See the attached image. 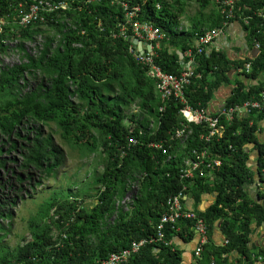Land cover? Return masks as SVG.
Returning a JSON list of instances; mask_svg holds the SVG:
<instances>
[{
	"label": "trees",
	"instance_id": "16d2710c",
	"mask_svg": "<svg viewBox=\"0 0 264 264\" xmlns=\"http://www.w3.org/2000/svg\"><path fill=\"white\" fill-rule=\"evenodd\" d=\"M32 1L0 0V17L8 22L0 52L10 48L6 41H14L23 57L20 63L0 64V264H94L134 240L157 237L169 198L184 187V212L193 211L208 228L200 257L195 254L196 219L180 217L174 225L166 224L164 240L145 243L127 264H183L184 251L174 241L181 237L189 243L196 235L193 264H255L257 259V264H264V246L255 251L248 244L252 223H264V205L246 191L256 175L246 151L251 144L261 153L256 171L264 182V140L258 137L264 113L236 112L232 120L221 115L222 132L209 140L203 136L208 133L207 122L187 123L183 115L188 104L207 108L219 77L227 76L229 59L218 54L212 63L207 60L213 54H202L196 67L201 77H194L186 87L185 101L174 96L163 99L157 81L128 50L133 27L117 3L65 0L67 8L47 19L54 34L45 28L46 39L34 55L25 44L36 40L41 25L21 27L14 22ZM130 1L141 7L140 21L170 33L186 8L183 0H175L170 6L176 8L175 14L168 16L158 11V6H169L167 0ZM199 1L203 6L213 0ZM260 14H264V0H241L235 11L236 18L248 19L244 25L248 38L261 43L257 56L238 63L251 62V73H244L253 78L264 72V16ZM182 33L186 38L178 44L194 34L192 30ZM166 36L170 45L178 39ZM170 45L157 50L155 60L164 70L179 73L180 59ZM209 67H217L211 81ZM256 88L247 92L235 88L226 107L258 98L264 87ZM61 143L82 155H95L93 166L82 181L53 190L52 197L39 204L27 221L29 237L11 249L1 241L13 222V208L34 198L44 179L64 164ZM194 149L206 152L204 161L191 177H182ZM207 194L215 199L201 209L199 203ZM189 196L194 208L186 207ZM7 219L8 227L4 226ZM218 222L222 241L213 237Z\"/></svg>",
	"mask_w": 264,
	"mask_h": 264
},
{
	"label": "built area",
	"instance_id": "2783aa9c",
	"mask_svg": "<svg viewBox=\"0 0 264 264\" xmlns=\"http://www.w3.org/2000/svg\"><path fill=\"white\" fill-rule=\"evenodd\" d=\"M125 11V18L129 25L133 27L134 36L140 40L143 44V50H139L136 43H132L128 50L137 59V61L145 66H148V74L154 77L157 81V88L159 93H161L163 99L174 96L175 98L185 101L184 91L186 87L192 82L195 76V62L194 58L197 54H202L207 51L208 46L221 34L222 30L219 27H212L203 30L198 35V44L195 48H190L187 50L186 55L190 57L189 61H184L181 65V71L179 73H172L165 71L159 64L155 63V51L151 46L147 49L146 43L153 40H158L163 38V33L159 27L153 26L150 22H142L137 17L141 12V7L138 4H132L130 0H113ZM217 8L220 10L224 17V24H227L228 20L235 17V11L237 4L241 0H213ZM39 7L34 5L32 7L31 15L37 12ZM263 15L264 14H260ZM30 17V16H29ZM25 18L24 20H28ZM248 19L246 18V23ZM149 41V42H148ZM255 46L260 49L261 43L256 40ZM242 71L251 73L252 65L251 63H246L240 68ZM253 109H258L264 113V89L261 91L258 98L247 100L243 105H234L229 108L223 109L220 114L226 115L228 120H232L236 112H247L249 113ZM183 113L187 120V123L195 122L201 123L203 121L208 123V133L203 135L205 139H210L215 135H219L222 132V124H220V116L212 115L207 108H195L192 105H186L183 109ZM187 127V126H186ZM184 133V128L179 130L177 136ZM157 147H162L161 144H156ZM194 158L190 159L187 163V168L181 171L182 177H191L194 171L200 167L204 161L206 152H200L194 149L192 151ZM215 164H220V161H214ZM185 188V187H184ZM183 189L177 194H174L169 198L167 203V209L161 216V221L157 226V237L142 238L140 240L132 241L129 247L123 248L120 251L111 253L107 258L103 260H97L94 264H127L130 257L134 252L138 251L139 248L147 242H152L156 240H164V229L166 224L174 225L180 217H191L196 219L194 228L198 232L199 241L195 247V254L200 257L204 245L208 241V228L205 221L196 216L193 211L184 212L181 203V198L183 196Z\"/></svg>",
	"mask_w": 264,
	"mask_h": 264
},
{
	"label": "crops",
	"instance_id": "0c3cea01",
	"mask_svg": "<svg viewBox=\"0 0 264 264\" xmlns=\"http://www.w3.org/2000/svg\"><path fill=\"white\" fill-rule=\"evenodd\" d=\"M185 2V9L183 10V14L178 16V20L174 22L175 25H173L174 32L170 33L167 30V33L172 36V39L178 38L174 44L171 46L172 51L177 54V58L179 57L181 62L183 59L186 58L184 55V50L190 49L195 47L198 44V35L204 30L209 27H212L213 25H216L215 27H219L222 32L221 34L208 46L209 52L206 53L207 56L212 57L208 59L207 61H211L212 63L215 61L214 57L216 55H225L229 61L230 66L229 69L226 72V77L220 78L219 76V83L215 86L212 96L208 101V111L214 115V116H220L222 113L221 111L226 108L227 101L230 99V97L234 93L235 88H242L245 92L256 89L257 86L262 85V88L264 87V72H262L260 75H258L256 78H253L252 76L246 75L243 71L240 70L239 67L244 65L245 63H242L240 66L238 63L241 61L245 62L244 59L246 57L248 58H254L259 54V50L255 46L256 40H250L248 38V32L245 31V18L242 16H239L238 18H232L231 20H228L227 24H224V17L221 15V12L219 9H217L214 5V3H208L201 6V2L199 0H183ZM169 3V6L161 8V6H158L159 12L163 11L165 15H172L176 8H171L170 6L174 5L176 3L175 0H167ZM197 2V3H196ZM157 5H160L159 3ZM173 7V6H172ZM194 7V10L191 11V8ZM189 9V10H188ZM202 9V10H201ZM159 12H157L159 14ZM204 13L206 16L204 17H198L197 14ZM220 13V15H218ZM220 21L221 24L217 25L216 22ZM145 22V21H144ZM150 22V21H147ZM218 23V22H217ZM152 24V23H151ZM264 28V27H263ZM192 30L194 34H191L189 37V41L185 42L184 44H178L177 41L184 42L185 36L182 32ZM177 31V33H176ZM179 31V32H178ZM174 37V38H173ZM175 40V39H174ZM167 44L169 45L170 42H162L161 45L164 47H167ZM184 47H187L186 49H183ZM202 54H197L194 58L195 62V71L196 67L201 63L200 57ZM249 62V61H247ZM183 64V63H182ZM217 67L207 68L208 71L207 79L208 80H214L215 74L214 69ZM210 69V70H209ZM197 72V71H196ZM254 89V90H255ZM264 89V88H263ZM242 112H239L241 114ZM258 137L260 140H264V119H261L259 122V130H258ZM246 151L250 152V159L249 163L253 167L255 172V180L254 183H251L250 185H247V192L249 196L254 199L255 201H258L264 205V182L261 180V176L259 175V171H256L259 163L258 158L260 157V152L258 149L254 148V145L251 144L246 148ZM215 199V196L212 194L204 195L199 203V208L205 209L207 206L210 205L211 202H213ZM187 208H194L195 204L192 198L187 199L185 202ZM217 223V222H216ZM213 237L216 241H222L223 235H222V229L220 227V223L218 222L216 228L214 229ZM249 246L253 250H257L259 246H264V223L258 224L257 222H253L251 225V234L249 237ZM197 241V235L196 238L193 239L192 242L187 243L183 238L178 237L175 239V244L178 248L182 249L184 251V262L183 264H193L194 256H193V250L195 247ZM258 262L255 261V264Z\"/></svg>",
	"mask_w": 264,
	"mask_h": 264
},
{
	"label": "rangeland",
	"instance_id": "374dc122",
	"mask_svg": "<svg viewBox=\"0 0 264 264\" xmlns=\"http://www.w3.org/2000/svg\"><path fill=\"white\" fill-rule=\"evenodd\" d=\"M193 10L194 7L191 8V11ZM49 33L52 34L54 31L50 29ZM38 41L42 42V38L38 37ZM6 43L10 48L6 53L0 52V60H2L0 63L13 65L20 60L19 49L14 46V42L6 41ZM26 45L27 49L31 51V53H38V48L35 42H27ZM48 130L49 128L44 126V131L48 132ZM55 138L59 142L58 134H55ZM61 145L65 151L64 164L61 167H58L53 175H50L49 178L44 179V187L39 188V190L33 194L34 198H26L23 201H20L18 206L13 208V222L10 227L7 225V222L10 219H7L4 222V226L8 227V229L7 232L4 233V238L2 239L1 243H4L11 249L22 242V239L25 240V237H29L27 221L31 214L35 213L37 208H40L39 204L45 202L47 199H49V197L51 198V193L53 190L60 188L66 189L67 186H69L70 181H82L84 177L87 176L88 170L93 166L92 159L95 157V155L88 157L82 155L78 149H70L69 146H64V143H61ZM72 188L76 189L75 186H72ZM28 190L31 191L30 188H28ZM130 196L131 191L128 192L125 199L129 200ZM54 233H57L56 229H54Z\"/></svg>",
	"mask_w": 264,
	"mask_h": 264
},
{
	"label": "clouds",
	"instance_id": "9594fccd",
	"mask_svg": "<svg viewBox=\"0 0 264 264\" xmlns=\"http://www.w3.org/2000/svg\"><path fill=\"white\" fill-rule=\"evenodd\" d=\"M89 1H91V0H89ZM94 1H96V0H94ZM113 1V0H112ZM211 3H214L213 1L211 2ZM34 5H37L38 7H39V9H38V11L37 12H35L33 15H31V12H32V7L34 6ZM214 5H215V3H214ZM67 6H68V4H67V2L65 1V0H33L32 1V3L29 5V7H28V9H27V11H25V12H20L21 13V16H20V18L18 17L16 20H14V22H16L19 26H23V27H28L29 25H36V24H40L41 25V27H40V31H39V33L38 34H36L35 35V41H33V42H35L36 43V46L38 45L39 47L43 44V42H44V40L46 39V36H45V28H48L49 30L50 29H53V28H50V27H48L47 25H49L48 24V21H47V19L49 20V18L51 17V15L54 13V12H56V11H58V10H60V9H66L67 8ZM121 7V6H120ZM215 7L217 8V6L215 5ZM122 8V7H121ZM122 11L123 12H125L124 10H123V8H122ZM30 16V17H29ZM29 17V19L28 20H24L25 18H28ZM150 23H152V22H150ZM6 25H8V22H7V19H6V17H0V44H1V42L3 41V39H4V37L2 36V33H3V31H4V29H5V26ZM152 25L153 26H155L153 23H152ZM155 27H159L160 28V30H161V32L163 33V38H161V39H158V40H153V41H151V42H149V43H146V46H147V49H150L151 48V46L153 47V50L155 51V53H156V55H155V58H156V56H157V54H158V52H157V50H160V49H162L164 46L163 45H161V43L162 42H170V39L168 38V36H166V34H164V33H167L166 31H164L163 29H162V27H160V26H155ZM209 28H212V27H209ZM208 29V28H207ZM48 30V31H49ZM205 30V29H204ZM51 34V33H50ZM54 33H52L51 35H53ZM134 32L132 33V35L130 36V39H131V44L132 43H136L137 44V47H138V49L139 50H143V44H142V42H140V40L138 39V38H136V36H134ZM125 37L127 36V35H129V34H123ZM38 37H41L42 38V42H39L38 41ZM12 42H14V41H12ZM17 42H18V40H17ZM28 42H32V41H28ZM15 43V42H14ZM170 45V44H169ZM168 44H167V46H169ZM37 46V48H38V53H39V47ZM170 46H172V45H170ZM25 47H26V49H27V45L25 44ZM193 48H195V47H193ZM257 48V47H256ZM258 49V48H257ZM187 50L188 49H186V50H184V55L187 57V55H186V52H187ZM259 51H260V49H258ZM7 52V51H6ZM6 52H3V53H6ZM31 52V51H30ZM209 52V50L207 49V51L206 52H204V53H202L203 55L204 54H206V53H208ZM38 53L37 54H34V55H38ZM33 54V53H32ZM155 58H154V60H155ZM183 60L180 62V67H181V65H182V63L185 61V58H182ZM23 60V57H21L20 56V60H19V62H16V63H20L21 61ZM25 61H26V59H25ZM0 62H2V60H0ZM155 63H157L156 62V60H155ZM246 63H251V62H246ZM245 63V64H246ZM0 64H2V63H0ZM15 64V63H14ZM244 64V65H245ZM252 64V63H251ZM142 65V64H141ZM244 65H242V66H244ZM143 66H145V65H143ZM161 66V65H160ZM241 66V67H242ZM145 67H147V72H148V69H149V67L148 66H145ZM162 67V66H161ZM241 67H239V68H241ZM163 68V67H162ZM241 70V69H240ZM166 71V70H165ZM242 71V70H241ZM167 72H169V71H167ZM243 72H245V71H243ZM195 76L194 77H201V74H199V73H197L196 71H195ZM247 73V72H246ZM152 77V76H151ZM194 77H193V79H194ZM154 78V77H153ZM155 79V78H154ZM192 79V80H193ZM156 80V79H155ZM226 108H229V107H226ZM183 115H184V113H183ZM184 117H185V115H184ZM185 120H186V118H185ZM187 121V120H186ZM186 188V187H185ZM257 262H259V260L257 259L256 260Z\"/></svg>",
	"mask_w": 264,
	"mask_h": 264
},
{
	"label": "bare ground",
	"instance_id": "6f19581e",
	"mask_svg": "<svg viewBox=\"0 0 264 264\" xmlns=\"http://www.w3.org/2000/svg\"><path fill=\"white\" fill-rule=\"evenodd\" d=\"M185 60H186V61H189V60H190V57H186Z\"/></svg>",
	"mask_w": 264,
	"mask_h": 264
}]
</instances>
